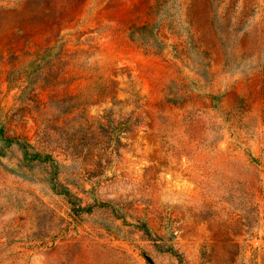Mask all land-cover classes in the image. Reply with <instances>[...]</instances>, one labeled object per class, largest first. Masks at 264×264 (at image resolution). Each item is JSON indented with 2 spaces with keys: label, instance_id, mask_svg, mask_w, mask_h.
I'll list each match as a JSON object with an SVG mask.
<instances>
[{
  "label": "rangeland",
  "instance_id": "1",
  "mask_svg": "<svg viewBox=\"0 0 264 264\" xmlns=\"http://www.w3.org/2000/svg\"><path fill=\"white\" fill-rule=\"evenodd\" d=\"M0 264H264V0H0Z\"/></svg>",
  "mask_w": 264,
  "mask_h": 264
}]
</instances>
